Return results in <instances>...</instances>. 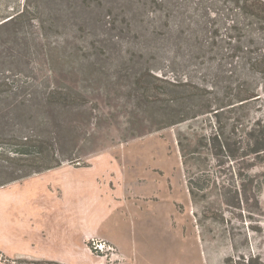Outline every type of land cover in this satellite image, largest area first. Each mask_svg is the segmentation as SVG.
Wrapping results in <instances>:
<instances>
[{
	"label": "rangeland",
	"instance_id": "obj_1",
	"mask_svg": "<svg viewBox=\"0 0 264 264\" xmlns=\"http://www.w3.org/2000/svg\"><path fill=\"white\" fill-rule=\"evenodd\" d=\"M163 5L0 0L4 217L51 212L55 182L40 168L57 160L121 165L123 183L101 172L111 181L100 178L99 200L125 232L105 225L63 251L71 263L264 264V20L238 23L234 0ZM244 54L263 65L249 70ZM51 86L84 100L47 106ZM183 110L201 111L177 121ZM54 246L44 243V256L62 255ZM45 260L55 261L0 247V264Z\"/></svg>",
	"mask_w": 264,
	"mask_h": 264
},
{
	"label": "crops",
	"instance_id": "obj_2",
	"mask_svg": "<svg viewBox=\"0 0 264 264\" xmlns=\"http://www.w3.org/2000/svg\"><path fill=\"white\" fill-rule=\"evenodd\" d=\"M103 170L108 171V173H105L106 177H112L113 175L117 182L123 183L125 178H128L122 173L124 167L121 165H110V168H107V166L102 168L95 165L88 167L68 165L54 167L44 171L50 172L55 182V184L49 183L52 199L55 200L50 203L51 212L47 209L48 213L38 214L39 207L33 208V213L21 209L19 215L15 218L12 217L11 221H9L5 219V208L1 205L0 237L4 239V245L0 244L2 250L9 252L11 256L53 259L61 264H77L76 261L71 263V257L63 254V251L76 248L82 249V245L87 240L86 238L89 235L92 236L99 233L101 228L106 229L105 225L123 234L125 228H122L121 225L127 227V224L122 222L124 218L119 221L108 218L106 216L108 214H106L108 209L107 200L105 204L99 200V196L104 194L100 190V178L103 177V182L111 181L104 179L105 176H101V172L104 173ZM109 171H119V173L114 175L109 173ZM113 191L119 193L118 189ZM59 192L61 193L58 194ZM59 199L61 200L60 203ZM21 228L25 231L20 230ZM25 232L28 233L23 234ZM47 242L55 244L53 249L59 248L62 251V255L56 250L55 252L57 253L44 256L42 247ZM36 253L38 254L36 255Z\"/></svg>",
	"mask_w": 264,
	"mask_h": 264
},
{
	"label": "trees",
	"instance_id": "obj_3",
	"mask_svg": "<svg viewBox=\"0 0 264 264\" xmlns=\"http://www.w3.org/2000/svg\"><path fill=\"white\" fill-rule=\"evenodd\" d=\"M234 2L236 5V8H238L240 12H243V15H244L241 18L236 16V19H238V23L242 19H245L248 22V24L252 25L251 22L255 21L256 19L264 20V0H234ZM170 3H173V0H163V4H165L163 6H165V7L170 6L169 5ZM235 24H233L232 26L236 27ZM244 56L246 57V60L245 59L244 60L248 63V69L251 71L255 70L256 68H259L261 65H263L262 60L259 58H256L255 56H249L248 54H244L242 57H244ZM156 79L161 80L157 77H156ZM171 84H175V83H171ZM43 91H44V94L46 96L45 99L47 101L46 102L47 106L55 105V102L60 103L61 105L81 103V102H73L70 99V97H72L73 99H78V98L83 99V97L81 95H79V97H78L76 92L72 91L69 88L68 89L65 88L63 90V88L60 89V88L51 86V87L46 88V89L44 88ZM147 91L149 92V90H147ZM251 96H253V94H242V95H239L236 99H237V101H243V100L249 99ZM185 98L190 99V100H194L195 96L190 95V96H187ZM200 111L201 110H195V111L194 110H183L179 114V118L177 119V121L178 120H185L187 118L193 117L196 114H198ZM26 138L27 139L24 141V144L29 145V146L33 145V147L40 145L41 149H38L36 152L42 153L44 151V147L41 144V140H36V138H32V139H28V137H26ZM31 142H33L35 144H33ZM36 142L39 144H37ZM45 143L48 146L50 144V143L48 144V142H45ZM50 145L52 146V144H50ZM19 152H23V151H19ZM61 161L62 160H57L55 162V164L44 166V167L40 168V170L49 169V168H52L54 166H57L61 163ZM13 179H16V178H13ZM13 179H11V180H13ZM0 185H2V183H0ZM44 264H60V263H58L56 261L50 262L49 260H45Z\"/></svg>",
	"mask_w": 264,
	"mask_h": 264
},
{
	"label": "built area",
	"instance_id": "obj_4",
	"mask_svg": "<svg viewBox=\"0 0 264 264\" xmlns=\"http://www.w3.org/2000/svg\"><path fill=\"white\" fill-rule=\"evenodd\" d=\"M103 247V246H102Z\"/></svg>",
	"mask_w": 264,
	"mask_h": 264
}]
</instances>
